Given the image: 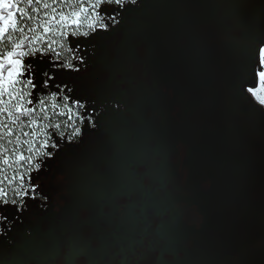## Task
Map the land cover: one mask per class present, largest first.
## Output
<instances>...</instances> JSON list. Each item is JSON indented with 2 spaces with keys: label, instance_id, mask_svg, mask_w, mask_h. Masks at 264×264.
Listing matches in <instances>:
<instances>
[{
  "label": "rangeland",
  "instance_id": "1",
  "mask_svg": "<svg viewBox=\"0 0 264 264\" xmlns=\"http://www.w3.org/2000/svg\"><path fill=\"white\" fill-rule=\"evenodd\" d=\"M47 2L52 3V0ZM179 5L184 12L178 13L175 8V17L172 20L174 12L171 10L173 6L169 4V0H138L137 5L130 6L135 10H125L116 17L119 23L106 21L111 25L110 29L115 28L108 46L106 43L92 41H99L103 36L109 37L110 29L90 33L86 38L69 35L65 46L73 48L76 55L72 51H65L63 56L71 58L73 64L77 61L80 71L65 72L60 79L63 83L73 84L74 90L76 85L79 86L76 90L79 97L85 90L89 89L91 93L92 84L89 88L80 87L84 83L92 82L95 74V65L91 64L95 59L89 58L87 53L90 50V55H95L97 62H101L102 67L108 71L102 75L106 76L112 89L121 88L120 84L115 83L126 78L127 74L113 69L116 59L126 55L119 54V51L123 47L139 51L144 49L146 55H149L151 47L162 51L167 44L168 27L172 25L169 37L170 50L175 67L178 69V65L180 66L182 85L180 89L185 95L190 96L193 106L190 118H187V130L191 129L192 137L191 167L195 173L192 186L202 187L201 182L205 175L208 182L205 190L192 191L193 203H198V206L192 211V216L195 217L190 219V231L187 226L184 227L182 219L178 216L175 222L169 217L160 218L157 227L161 255L155 264H264V114L259 111L260 106L254 99H250V94L245 91L248 86L258 82L255 73L259 67L258 47L264 42V0H179ZM53 7L65 13L71 11L68 4L61 6L60 0H56ZM143 8L151 12L150 15L147 13L146 25L155 23L158 25L157 29L163 32L162 34L157 32L153 39L145 42H131L130 39H133L136 31L123 35L119 28L122 25V29H125L123 25L128 23L131 25L127 28L139 29L138 24L145 22H136L133 18ZM28 11L35 15L31 13L30 8ZM46 11L50 12L51 9L41 7L40 18H44ZM37 22L25 19L21 23L32 25ZM85 30L86 25H83L80 31ZM38 31L43 32V29ZM154 33L150 31L149 37ZM48 37L61 39L52 33H49L46 39ZM44 46L46 47V44ZM57 50L61 49L57 47ZM219 54L224 55V64L221 73L216 75L214 58ZM96 75L98 77V74ZM84 76L89 77L91 81H85ZM135 76L141 80L145 78L144 75ZM128 78L130 81L132 76ZM156 80L155 75L153 79L151 76L143 87L149 89L154 87L153 81ZM137 85L139 84L136 80L128 82L129 88H137ZM140 97L147 100L150 105L157 103L151 96ZM165 113L168 121L171 115L169 111ZM54 119L63 123L67 117L56 116ZM166 130L167 132L170 130L168 125ZM39 139L41 137H37L36 147H39ZM164 141L161 139L152 145L153 156L159 153L167 156L170 153L171 148H168V143ZM217 142H220L218 144L221 146L219 152L216 151ZM21 149L25 154H29L26 147ZM47 159L42 160V167L39 170L31 171L33 173L31 185L37 186L36 193L30 194L22 201L18 199V203L27 205L40 200L42 198L39 191L45 186L50 187L43 178H41L43 181L40 179L42 174L50 172L49 165L52 160ZM152 162L151 160V165ZM0 168H4V173L10 172L12 176L17 172L23 173L25 187H30L27 164L22 163L19 168L16 165L12 168L0 165ZM204 169L206 174L203 172L200 177ZM19 184L18 175L13 185L9 186L7 182V187H16ZM33 195L34 199L31 198ZM165 205L159 208L165 209ZM12 209L18 211L11 203L0 205V264H15L16 261L12 255L15 234H12L9 228H5L7 223L3 218V214ZM169 209L171 206L168 204L167 210ZM23 210L25 211L23 208L21 212ZM169 213L172 214L173 211ZM123 230L121 227L115 228L117 232ZM120 242L109 241L116 248L123 247ZM19 248H23V244ZM112 258L119 264L123 259L121 253ZM106 260V256H98L95 262L87 255L84 258L87 264H105Z\"/></svg>",
  "mask_w": 264,
  "mask_h": 264
},
{
  "label": "flooded vegetation",
  "instance_id": "2",
  "mask_svg": "<svg viewBox=\"0 0 264 264\" xmlns=\"http://www.w3.org/2000/svg\"><path fill=\"white\" fill-rule=\"evenodd\" d=\"M169 4L173 6L172 20L176 10L184 12L179 0H169ZM147 13L151 14L143 8L135 14L136 22H145L138 24L139 29L127 28L131 24L125 23V29L120 26V33L129 35L136 31L133 39L130 37L131 42H145L157 32L162 34L163 30L157 29L155 23L146 25ZM171 26L162 51L156 47L150 48L149 55L144 49L123 47L119 51L126 55L116 59L113 69L127 74L115 83L121 88L112 89L102 75L108 71L97 62L95 55H90V50L89 58L95 59L91 61L95 65L93 83L80 87L89 88L92 84L91 93L88 89L79 97L76 94L79 86L74 90L73 84L66 83L72 89L70 106L76 100L83 104V109L74 108V111L86 113L95 127L89 126L87 120L83 124L78 122L81 135L61 142L59 149L53 150L51 159L48 158L52 160L50 172L42 174L40 179L50 187L39 191L42 199L27 204L25 211L18 210L13 221H5V228L15 234L12 249L15 264H66V258L73 251L74 264H87L86 255L94 262L98 256H106L109 261L105 264H119L112 258L119 253L123 258L120 264H155L161 255L157 227L160 218L169 217L175 222L178 216L190 231V219L195 217L192 211L198 206L193 203L192 191L205 190L208 179L206 175L202 178V187L192 186L195 173L191 167L192 137L191 129L187 130V118L193 106L190 96L180 89V66L175 67L170 50ZM114 30L110 29L109 37L103 36L92 43L108 46ZM150 31L155 32L152 37H149ZM71 51L76 55L73 48ZM223 58L224 55H215L216 75L221 73ZM136 74L145 78L141 80ZM153 75L157 79L153 81L154 87L144 88L146 80L151 76L153 79ZM128 76H132L130 81ZM84 77L85 81L90 80ZM135 80L138 87L129 88L128 82ZM140 96H151L157 103L150 105ZM167 111L171 115L168 121ZM161 139H166L164 142L171 151L167 156L160 153L153 156L152 145ZM218 143L215 144L217 152L221 148ZM203 172L206 174L205 169L200 177ZM163 204L166 208L161 210L159 207ZM119 227L124 230L115 231ZM112 240L121 241L123 247H114L109 243ZM20 242L25 244L22 249L17 248Z\"/></svg>",
  "mask_w": 264,
  "mask_h": 264
},
{
  "label": "snow or ice",
  "instance_id": "3",
  "mask_svg": "<svg viewBox=\"0 0 264 264\" xmlns=\"http://www.w3.org/2000/svg\"><path fill=\"white\" fill-rule=\"evenodd\" d=\"M55 3L56 0H52V3L47 0H0V141L7 140V144L14 145L9 149L0 143V165L8 168L16 165L19 168L24 163L28 165L29 174L33 169L39 170L42 160L50 159L54 155L52 150L59 149L61 142L81 135L77 121L83 124L87 120L89 126L95 127L86 113L81 115L80 111H74V108L83 109V104L76 100L70 106L72 89L60 79L65 72L80 71L71 58L63 56V52L72 50L65 46L69 35L86 38L90 33L108 31L111 25L106 21L119 23L116 17L125 10H135L130 6L137 5L138 0H60L61 6L68 4L71 8L67 13L57 11L53 7ZM22 4L24 7H21ZM41 7L51 9L44 13V18L39 15ZM29 8L35 15L29 13ZM25 19L38 22L22 24ZM83 25L87 30L80 31ZM41 28L43 32L38 31ZM49 33L61 39H46ZM57 47L61 50L58 51ZM258 57L259 67L255 73L258 82L248 86L245 91L264 114V42L258 47ZM56 116H66L67 120L57 122L54 119ZM22 117L27 118L30 131L24 130ZM17 128L27 139L22 140L20 135H16L14 141L7 139L14 135ZM37 137H41L39 147H36ZM21 145H26L29 155H25ZM3 173L4 168H0V174ZM17 175L19 186H2L4 181L9 186L13 185ZM31 180L29 175L30 187H25L23 173L17 172L11 179L2 175L0 205L11 203L17 210L26 207L18 203V199L22 201L36 193L37 186L31 185ZM74 259L73 251L66 258V264H74Z\"/></svg>",
  "mask_w": 264,
  "mask_h": 264
},
{
  "label": "trees",
  "instance_id": "4",
  "mask_svg": "<svg viewBox=\"0 0 264 264\" xmlns=\"http://www.w3.org/2000/svg\"><path fill=\"white\" fill-rule=\"evenodd\" d=\"M23 120L25 122V128H24V130L25 131H30V128L27 126V118H24ZM38 122H40V121H38ZM16 135H20L21 136V139L23 140V136L21 134V131H19L18 128L17 129H14V135L12 137L7 138V139H12L14 141ZM24 139H26V138H24ZM0 143H3L5 145V147H10V148L13 147V145L7 144V140L0 141ZM20 147H22L23 149H25L26 145H21ZM25 155H27V154H25ZM45 159H47V158H45ZM32 174L33 173H30V176H32ZM2 175H7L10 179L12 177V175L10 174V172H7V171L5 173H3V174H0V178H2ZM3 186L7 187V181L4 182Z\"/></svg>",
  "mask_w": 264,
  "mask_h": 264
},
{
  "label": "water",
  "instance_id": "5",
  "mask_svg": "<svg viewBox=\"0 0 264 264\" xmlns=\"http://www.w3.org/2000/svg\"><path fill=\"white\" fill-rule=\"evenodd\" d=\"M16 216H17V211H15V210H8L7 212H5L4 214H3V218L7 221V222H11V221H13L15 218H16ZM21 244H23V248L25 247V244H24V242H22V243H18V247L17 248H19V246L21 245ZM20 249H22V248H20ZM95 264H102V263H95Z\"/></svg>",
  "mask_w": 264,
  "mask_h": 264
}]
</instances>
